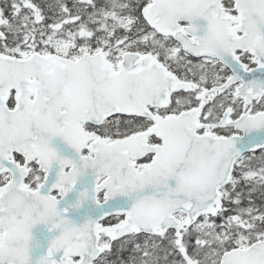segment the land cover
<instances>
[{"label":"snow or ice","instance_id":"snow-or-ice-1","mask_svg":"<svg viewBox=\"0 0 264 264\" xmlns=\"http://www.w3.org/2000/svg\"><path fill=\"white\" fill-rule=\"evenodd\" d=\"M0 264H264V0H0Z\"/></svg>","mask_w":264,"mask_h":264}]
</instances>
